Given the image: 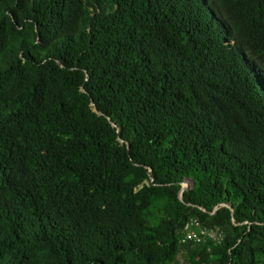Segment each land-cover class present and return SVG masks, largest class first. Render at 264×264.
<instances>
[{
  "label": "trees",
  "instance_id": "obj_1",
  "mask_svg": "<svg viewBox=\"0 0 264 264\" xmlns=\"http://www.w3.org/2000/svg\"><path fill=\"white\" fill-rule=\"evenodd\" d=\"M191 245L264 264V0H0V264Z\"/></svg>",
  "mask_w": 264,
  "mask_h": 264
},
{
  "label": "built area",
  "instance_id": "obj_2",
  "mask_svg": "<svg viewBox=\"0 0 264 264\" xmlns=\"http://www.w3.org/2000/svg\"><path fill=\"white\" fill-rule=\"evenodd\" d=\"M212 231L214 230H207L206 228H204L199 222V220L190 219L183 228V235H184L183 241L191 242L194 244H200L204 241H207L206 238H211L215 242H220L223 236L221 237L219 241H216V237L210 235V232ZM219 233L220 235L222 234V232H219ZM206 234H209V235H206Z\"/></svg>",
  "mask_w": 264,
  "mask_h": 264
},
{
  "label": "rangeland",
  "instance_id": "obj_3",
  "mask_svg": "<svg viewBox=\"0 0 264 264\" xmlns=\"http://www.w3.org/2000/svg\"><path fill=\"white\" fill-rule=\"evenodd\" d=\"M190 188H192V182L184 181L182 183V189H186L187 190V189H190ZM219 232H221V231L215 230V231L210 232V235L215 236L216 237V241H219L221 239V237L224 236L223 233L220 235ZM206 235H209V234H206ZM193 248H194V245H191L190 247L186 248V250H182L179 253V255H178V259L173 264H187L188 263V259H189V254L188 253H190L191 250H193Z\"/></svg>",
  "mask_w": 264,
  "mask_h": 264
},
{
  "label": "water",
  "instance_id": "obj_4",
  "mask_svg": "<svg viewBox=\"0 0 264 264\" xmlns=\"http://www.w3.org/2000/svg\"><path fill=\"white\" fill-rule=\"evenodd\" d=\"M192 184H193V182H192ZM184 190H186V189H182V191L180 192V194H181V195H180V196H181L180 199H181V200H182V197H183V192H184ZM223 206H225V205H223Z\"/></svg>",
  "mask_w": 264,
  "mask_h": 264
}]
</instances>
